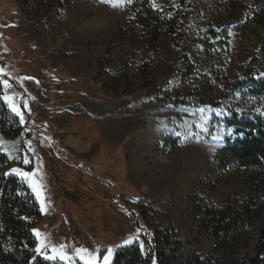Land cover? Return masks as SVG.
<instances>
[{
	"label": "rangeland",
	"instance_id": "374dc122",
	"mask_svg": "<svg viewBox=\"0 0 264 264\" xmlns=\"http://www.w3.org/2000/svg\"><path fill=\"white\" fill-rule=\"evenodd\" d=\"M135 1L163 19L157 42ZM0 69L23 114L0 99L16 129L0 150L38 202V257L156 244L163 264L264 263V162L232 153L264 132V0H0Z\"/></svg>",
	"mask_w": 264,
	"mask_h": 264
},
{
	"label": "trees",
	"instance_id": "16d2710c",
	"mask_svg": "<svg viewBox=\"0 0 264 264\" xmlns=\"http://www.w3.org/2000/svg\"><path fill=\"white\" fill-rule=\"evenodd\" d=\"M136 4L137 1L133 3L136 20L147 32L150 41L152 43L157 42L162 32L163 19L160 15L153 13L147 7V3H142V13L137 11L138 5ZM260 88L263 89L264 84H261ZM0 116H2L0 128L6 137H10L16 129H12V126L9 125L7 121L9 118L8 111L1 101ZM54 148L61 156L72 160L64 151L58 147ZM232 153L242 162L252 160L264 162V132L259 134L256 141L243 144L239 150ZM10 169L11 163L8 157L0 150V264H65L48 261L36 254V240L33 230L37 220L41 217L40 208L35 196L30 194L26 185L19 178L8 175ZM206 211V216H212L214 219L216 231L224 229L226 235H229L232 219L227 221L226 215L218 216L219 211L216 210L206 209ZM263 242L264 234L261 243ZM148 250L147 254H142L139 248H125L116 255L112 264H152L154 258L156 264L165 262L166 259L156 244H150ZM261 253L263 250H259L257 255L251 258L247 264H264L258 257Z\"/></svg>",
	"mask_w": 264,
	"mask_h": 264
},
{
	"label": "snow or ice",
	"instance_id": "6c2138e0",
	"mask_svg": "<svg viewBox=\"0 0 264 264\" xmlns=\"http://www.w3.org/2000/svg\"><path fill=\"white\" fill-rule=\"evenodd\" d=\"M128 2H131V0H128ZM8 73H6L3 69H0V77H4V76H7ZM11 87V84H10V81L8 79H0V89H8ZM0 99H3L6 103H8V107L10 108V110L17 116L19 117L21 120H23V114L19 108L18 105H16L13 100H14V97H11L9 95H3L2 97H0ZM24 108L27 109L28 108V104L25 102L24 104ZM229 135H231V133H229ZM217 139H219V137H217ZM24 163L27 164L29 163L28 160H24ZM12 172L13 173H17V170L15 168L12 169ZM18 175L24 177V178H27L29 176V173L28 172H20V173H17ZM41 211H43V209H41ZM33 235L34 236H37L38 237V233L34 230L33 231ZM133 241L132 240H126L124 242L125 245H130L132 244ZM35 251L37 253H40L41 252V247L39 246V241H38V247L35 249ZM80 252H84L85 250L84 249H80L79 250ZM112 256V250L109 249L107 251V253L103 256V261H104V264H110V257ZM49 259H53L54 257H48ZM85 264H93L92 260H88L85 262Z\"/></svg>",
	"mask_w": 264,
	"mask_h": 264
}]
</instances>
